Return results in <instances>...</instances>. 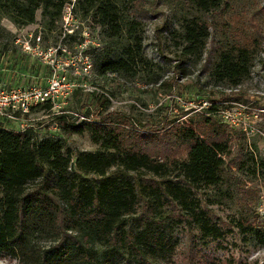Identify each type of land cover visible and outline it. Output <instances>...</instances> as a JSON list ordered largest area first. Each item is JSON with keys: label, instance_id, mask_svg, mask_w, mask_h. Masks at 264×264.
Listing matches in <instances>:
<instances>
[{"label": "rangeland", "instance_id": "1", "mask_svg": "<svg viewBox=\"0 0 264 264\" xmlns=\"http://www.w3.org/2000/svg\"><path fill=\"white\" fill-rule=\"evenodd\" d=\"M66 3L72 6L67 27L61 17L53 28H44L40 8L34 22L24 26L0 15V86H45L53 74L62 85L63 96L55 105L38 104L30 110L28 128L38 139H62L72 154L71 170L79 152L100 149L89 124L123 128L137 135L139 146H153L162 138L171 150L168 161L185 158L181 135L186 128L199 138L205 133L219 137L225 147L221 184L194 190L201 208L219 226V235L206 236L193 222L175 223L172 255L148 264H264V247L243 225L264 226V0H224L212 18H205L210 36L202 61L195 65L181 55L176 39L181 12L174 3H123L121 14L141 22L142 53L155 66L143 69L148 74L134 68L135 74L126 78L107 72L105 79L94 69L90 53L102 45L101 28L91 12L75 10V1ZM233 42L247 44L252 52L250 73L236 86L209 75L216 54ZM123 43L117 41L118 46ZM50 45L65 51L38 55ZM205 117L211 118L205 122ZM19 123L0 116L1 127L20 131ZM161 210L164 215L175 211L168 205ZM0 264L20 263L1 255Z\"/></svg>", "mask_w": 264, "mask_h": 264}, {"label": "trees", "instance_id": "2", "mask_svg": "<svg viewBox=\"0 0 264 264\" xmlns=\"http://www.w3.org/2000/svg\"><path fill=\"white\" fill-rule=\"evenodd\" d=\"M64 1L0 0V15L24 26L34 22L40 8L43 27L51 29ZM132 1L75 0V10L91 12L101 28L102 45L90 53L104 79L107 72L126 78L134 68L148 74L143 69L155 66L142 53L141 22L121 14V5ZM169 1L181 12L176 38L181 55L198 64L210 36L205 18H212L224 0ZM120 40L125 43L118 46ZM251 63L247 44L233 42L216 54L209 75L236 86L249 75ZM89 126L100 149L79 152L74 170L62 139H38L31 127L0 126V256L20 264H148L172 255L175 223L193 222L204 235H219V226L194 193L200 186L221 184L225 147L219 137L205 133L199 138L186 128L181 135L185 158L168 161L171 150L162 138L155 149L135 144L136 134L123 128ZM162 205L175 211L164 215ZM243 225L264 247V226Z\"/></svg>", "mask_w": 264, "mask_h": 264}, {"label": "built area", "instance_id": "3", "mask_svg": "<svg viewBox=\"0 0 264 264\" xmlns=\"http://www.w3.org/2000/svg\"><path fill=\"white\" fill-rule=\"evenodd\" d=\"M75 0H72L74 2ZM74 5V3H73ZM72 6L66 3L62 7V19L61 22L65 27L69 26L71 18ZM40 37H37V40ZM62 53L65 51L61 45L48 46L46 51L39 50L38 55L44 54L43 56H50L54 52ZM44 57V58H46ZM90 67V64H87ZM85 67V66H84ZM56 78V79H55ZM65 78H63L64 80ZM62 85L57 74H53L51 81L45 85L40 86L38 84L32 86H21L14 85L11 87L0 86V116H5L12 119L13 122H20L19 130L22 131L28 128L26 123V116L30 112L33 106L38 104L50 103L52 106L57 103V100L63 96V92L60 91Z\"/></svg>", "mask_w": 264, "mask_h": 264}, {"label": "crops", "instance_id": "4", "mask_svg": "<svg viewBox=\"0 0 264 264\" xmlns=\"http://www.w3.org/2000/svg\"><path fill=\"white\" fill-rule=\"evenodd\" d=\"M3 59V58H2ZM2 59H0V60H2ZM3 61V60H2ZM3 63V62H2ZM2 63H0L1 65H2Z\"/></svg>", "mask_w": 264, "mask_h": 264}]
</instances>
